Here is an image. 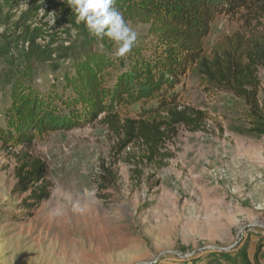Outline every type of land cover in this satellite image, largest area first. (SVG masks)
Listing matches in <instances>:
<instances>
[{
    "label": "rangeland",
    "instance_id": "374dc122",
    "mask_svg": "<svg viewBox=\"0 0 264 264\" xmlns=\"http://www.w3.org/2000/svg\"><path fill=\"white\" fill-rule=\"evenodd\" d=\"M32 2L15 0L10 7L0 0V20L10 18L6 35H17L12 25L31 6L28 26L36 38L28 77L27 44L2 47L0 128L15 80L61 95L77 60L88 49L102 51L67 0H41L36 8ZM128 23L138 40L145 37L147 25ZM237 29L236 21L217 18L207 53ZM115 48L112 43L109 58ZM257 78L264 109V69ZM177 91L180 108L201 111L204 119L198 131L175 125L152 159L142 142L120 147L124 137L103 117L28 147L0 144V264H264V136L247 133L252 122L241 100L206 87L195 72ZM139 112L137 105L123 110L120 125L138 121ZM26 156L46 165L52 186L30 217L20 209L22 198L12 195L14 171Z\"/></svg>",
    "mask_w": 264,
    "mask_h": 264
},
{
    "label": "trees",
    "instance_id": "16d2710c",
    "mask_svg": "<svg viewBox=\"0 0 264 264\" xmlns=\"http://www.w3.org/2000/svg\"><path fill=\"white\" fill-rule=\"evenodd\" d=\"M32 1L35 7L41 0ZM2 2L10 7L15 4V0ZM115 7L127 22L147 25L145 37L119 60L108 57L112 42L107 39L101 41L102 51L88 49L73 65V74L65 77L61 95L42 94L15 80L5 109V128H0L2 147H28L50 133L82 128L103 117L111 130L124 137L120 147L142 142L147 158L152 159L175 125L200 129L204 114L181 109L177 91L192 72L206 87L222 88L241 100L252 122L247 133L264 136L257 78L258 70L264 69V0H116ZM33 12L30 6L14 21L15 36L6 35L10 18L0 20L4 27L0 52L3 46L27 44L25 77L31 74L36 44L28 26ZM219 17L236 21L238 29L207 53L205 41ZM113 71L117 73L109 86ZM135 105L140 108L138 121L120 125L119 114ZM47 172L43 162L27 156L14 171L12 195L22 198L20 209L27 211L28 217L50 198ZM216 257L227 263L225 253Z\"/></svg>",
    "mask_w": 264,
    "mask_h": 264
},
{
    "label": "clouds",
    "instance_id": "9594fccd",
    "mask_svg": "<svg viewBox=\"0 0 264 264\" xmlns=\"http://www.w3.org/2000/svg\"><path fill=\"white\" fill-rule=\"evenodd\" d=\"M67 4L75 14L76 23L83 24L90 37L107 39L116 45L113 55L117 60L131 53L138 34L115 7L116 0H67ZM76 31L73 30V35Z\"/></svg>",
    "mask_w": 264,
    "mask_h": 264
},
{
    "label": "water",
    "instance_id": "95a60500",
    "mask_svg": "<svg viewBox=\"0 0 264 264\" xmlns=\"http://www.w3.org/2000/svg\"><path fill=\"white\" fill-rule=\"evenodd\" d=\"M228 249H221L222 252H226Z\"/></svg>",
    "mask_w": 264,
    "mask_h": 264
}]
</instances>
